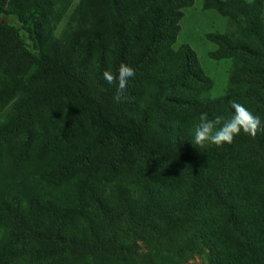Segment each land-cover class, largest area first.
Instances as JSON below:
<instances>
[{"label": "trees", "instance_id": "1", "mask_svg": "<svg viewBox=\"0 0 264 264\" xmlns=\"http://www.w3.org/2000/svg\"><path fill=\"white\" fill-rule=\"evenodd\" d=\"M187 1L79 0L57 36L67 3L0 0V151L12 150L14 162L24 158L34 115L64 103L49 131L38 125L48 135L41 150L61 148L63 159L46 173L61 203L38 199L27 210L15 198L1 203L0 264H113L137 240L179 258L205 248L210 264H264V133L253 139L241 132L222 146L196 145L192 135L201 113L231 117L232 101L264 121L262 0H205L237 26L231 37L207 35L217 44L214 57H233L237 64V90L211 99L201 97L209 86L194 53L170 47ZM90 42L96 48L85 61ZM122 62L135 76L117 103L116 85L107 84L103 73L117 74ZM139 75L142 88H136ZM194 104L199 106L191 107L188 122L182 119L186 135L182 121L166 123L165 105ZM81 121L87 133L71 150ZM21 128L25 137L19 141L15 133ZM110 139L118 149L95 158L75 190L64 187V176L89 163L90 154ZM130 149L153 159L157 171L173 173L135 167ZM180 167L186 180L176 184L171 177ZM5 179L8 187L14 182Z\"/></svg>", "mask_w": 264, "mask_h": 264}, {"label": "rangeland", "instance_id": "2", "mask_svg": "<svg viewBox=\"0 0 264 264\" xmlns=\"http://www.w3.org/2000/svg\"><path fill=\"white\" fill-rule=\"evenodd\" d=\"M55 1V6L60 7H63L64 3H67L66 11L54 30V34L58 36L68 26L71 11L79 0ZM244 1L250 2L252 0ZM179 11L180 15L177 21L178 29L170 45L171 51L176 53L180 48L188 47L194 53L198 62L200 77L209 86L208 89H205L201 93V97L207 99L223 96L228 97V95L230 97L231 92L237 87L233 84L234 78L232 77L233 71L237 66L236 60L233 57H214L212 52L217 49V44L212 42L207 35L209 33H219L231 37L233 34H237L235 22L218 10L207 7L205 0L187 1L179 8ZM260 15L264 21V0H262ZM95 48V42H90L84 55L85 61L91 58ZM143 86L144 76L141 77L139 75L136 88H142ZM197 106L199 105L194 104L193 106L189 105L187 107L181 106L177 108L173 106V108L172 106L165 105L166 117L170 119L166 123L173 125L182 121V134L186 135L188 133V119ZM63 112L64 103L57 109L48 108L34 115L33 119L36 122L31 125V135L27 146L28 153L22 156L24 158L14 162L12 150L8 154L1 149L0 155L3 156L0 160V204H3V202L8 203L15 198L19 201L20 209L27 210L33 202H38V199L43 204H48L49 206L51 204L61 203L59 201L60 196L56 195V190H51L50 183L46 177L47 170L63 159L61 148L60 146H56L42 151L43 149L41 150L40 147L43 145L44 140L48 139V135H43L41 131L39 132L38 125L40 124L42 126V130L49 131L55 118L60 117ZM182 119H185L187 122ZM23 129H18L15 133L19 141L25 137V130ZM82 133H87V125L83 121L80 122L79 126L74 127L69 145L71 150H74L76 146L74 140ZM10 140L14 141L13 139ZM117 149V144L112 139L106 140L90 154L91 161L89 163H85L72 170L71 177L70 175L64 176V187L67 186L75 190L76 185L82 181L85 175L84 170L94 163L95 158L101 159L112 155ZM128 156V161L134 163L135 167L154 170L156 173L157 163L153 159L143 158L133 149L128 151ZM157 172L163 176L173 173L165 168ZM185 174L186 168L180 167L171 178L176 184H183L186 180ZM7 177L12 178L14 181L9 187L5 183V178ZM204 250L206 251L205 248ZM205 251H195L187 254L183 258H179L178 256L172 255L169 251H158L155 246L146 240H137L136 244L124 249L122 254L114 259L113 264H210ZM77 256L82 259L84 253H79ZM88 259L86 258L85 261L90 263L91 260L89 259L90 261H88Z\"/></svg>", "mask_w": 264, "mask_h": 264}, {"label": "clouds", "instance_id": "3", "mask_svg": "<svg viewBox=\"0 0 264 264\" xmlns=\"http://www.w3.org/2000/svg\"><path fill=\"white\" fill-rule=\"evenodd\" d=\"M135 76V69L128 64L121 63L117 74L111 70H105L103 78L109 85H116V91L113 100L121 102L127 88L129 78ZM233 114L231 117L215 115L209 119L208 114L201 113L199 123L196 125L192 135L193 143L203 146L206 143L222 146L231 144L234 138L243 132L250 135L253 139L258 133H264V121L259 116L254 115L243 104L232 101Z\"/></svg>", "mask_w": 264, "mask_h": 264}]
</instances>
